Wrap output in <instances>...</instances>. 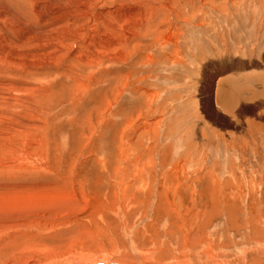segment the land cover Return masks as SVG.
Here are the masks:
<instances>
[{"label":"rangeland","instance_id":"obj_1","mask_svg":"<svg viewBox=\"0 0 264 264\" xmlns=\"http://www.w3.org/2000/svg\"><path fill=\"white\" fill-rule=\"evenodd\" d=\"M0 1L7 2L6 13L11 10L4 21L9 31L0 21V84L20 87L23 98L30 99L12 104L6 87L0 94V101L10 106L0 111V130H5L0 171L25 161L26 153L36 156L24 166L28 172L9 179L10 184H25L24 192L3 197L7 192L0 187V264H264V108L241 105L246 125L244 130L235 127L229 115H217L210 99L214 92H207L209 80L203 75L205 67L215 75L218 62L240 61L250 72L228 74L241 82L252 66L263 65V0H216L221 8L210 0L205 6L213 13L206 10L202 16L201 8L198 16L206 23L204 34L188 27L198 21L173 17L165 35L176 31L179 51L185 48L197 56L196 65L185 62L189 72L168 67L161 60L166 52L149 37L137 36L133 50L124 43L104 52L98 27L88 32L94 44L76 52V43L87 41L80 26L49 31L48 16L34 25L24 21L33 1ZM51 1L43 2L52 5L50 12L74 5ZM193 1L195 9L201 6ZM103 6L129 9L124 0H107ZM89 9L93 15L99 12L98 6ZM16 19L24 28L14 34L10 30L19 26ZM26 32V43H21ZM13 44L30 48L26 53L33 58ZM238 45L243 51L236 52ZM148 53L157 62L144 66ZM144 88L150 97L157 92L159 102L142 106L138 93ZM18 123L24 125L18 132L8 130ZM5 174L11 176L1 174L0 185L7 182ZM210 174L212 180L206 178ZM46 181H60L61 187L52 190ZM207 182L219 184V192L211 190L213 199ZM38 184L47 187L36 189Z\"/></svg>","mask_w":264,"mask_h":264},{"label":"bare ground","instance_id":"obj_2","mask_svg":"<svg viewBox=\"0 0 264 264\" xmlns=\"http://www.w3.org/2000/svg\"><path fill=\"white\" fill-rule=\"evenodd\" d=\"M11 1V0H10ZM20 1V0H18ZM25 2H27L26 0H24ZM34 2L33 4V7H32V13L31 14H27L26 17H24V21L28 24H31V25H34L33 23L35 22L36 23V20L37 21H40V19L42 20L43 17H49L50 18V25L49 27H53L52 29H50L49 31H52V30H57V29H63V28H69V26H80L82 29H83V35L81 36V38L83 40H87L86 42L84 41H79V43H76V52H78L80 50V47H84L85 44H94V39H93V35H88V32L89 31H92L94 28H100L101 29V32L98 34L100 37H99V46L101 48V50H104V52H110V51H113L114 49H116L117 47L119 46H122L124 43L127 45L129 44V48L130 50H133L135 47H137L138 44L134 43L136 42V37L140 35L141 38H148L150 40H153V42H155L156 44H158V49L166 52V54H161V57H162V61L164 63H170L168 67H174L176 68V70L179 68V69H183V70H186V72H189L190 69H189V65L190 64H194L195 65L197 64V56H195L193 54V52L191 53L187 48V50H185V46H183L184 50H182L181 52L179 51V49L177 48V44L179 43L178 42V38L181 37L178 33L176 34V31H175V34L174 32L172 31L170 34L167 33L165 35L166 32H169L170 30V26H172V18L173 17H183L182 19V22L185 23L186 21H189V20H192V21H198L199 23L196 25H189L188 27H192L193 29H196L197 31L199 32H203L205 31V25L206 23L203 22L200 17H198L200 15V9L203 8L204 11L203 13L204 14H201L202 16L205 15L206 13V10H207V13H213V11L209 10L207 8L206 3H211L212 1L210 0H199L197 2L200 3V7L199 8H194V4H195V1L193 0H124V2H128L129 4V9L126 8V10H124L123 12H121V9L118 7V6H115V7H107V8H104L105 6V1L107 0H55L56 3L58 2H65L67 4V2H73L74 5H72L71 7H68V8H61L63 10H60V11H57V12H50L52 10V5H45L43 2L44 0H31ZM40 1V2H39ZM110 1V0H108ZM134 1V2H133ZM159 1V2H157ZM258 1V0H257ZM260 1V0H259ZM23 2V1H22ZM29 2V1H28ZM50 2H52L50 0ZM54 2V0H53ZM84 2H89L91 3L90 7L91 6H94V7H97L99 8V12L96 14V15H93V12H91V9H89L90 7L86 6L84 4ZM178 2H184L186 5L188 4L189 5V9H187L186 11V7L184 6L183 8L181 6L178 5ZM2 3V4H1ZM6 3L7 2H3V1H0V21H2V25L3 26H6L5 25V22L4 21H7L8 20V17L10 15V12L11 10L8 9V12L6 13V11L4 10L6 6ZM116 3V1H115ZM213 3H215L219 8H221L222 6V3L221 2H216L213 1ZM262 3H264V0L262 1ZM13 6L15 7L16 9V12L19 13V6L16 4V3H13ZM19 4V3H18ZM24 4V3H23ZM22 4V5H23ZM30 4V3H29ZM113 4V2L111 3ZM118 4V3H117ZM221 4V5H220ZM21 5V6H22ZM26 5V4H25ZM28 5V4H27ZM58 5V4H57ZM65 5V4H64ZM109 5V4H108ZM193 5V6H192ZM225 5V4H224ZM9 6V4L7 5ZM12 6V7H13ZM122 6V4H121ZM62 7H64L62 5ZM223 7V6H222ZM236 7V6H235ZM252 7V6H251ZM24 8V7H23ZM29 8V6H28ZM101 8V9H100ZM122 8V7H121ZM230 8V7H229ZM246 8V7H245ZM13 9V10H15ZM48 9V11H47ZM95 9V8H94ZM232 9V8H231ZM31 10V9H30ZM50 10V11H49ZM218 10V9H217ZM216 10V11H217ZM230 10V9H229ZM47 13H46V12ZM55 11V10H54ZM174 11V12H172ZM176 11V12H175ZM15 12V13H16ZM21 12V11H20ZM45 12V13H44ZM96 13V12H95ZM174 13V14H173ZM22 14V13H21ZM16 15V14H15ZM18 15V14H17ZM20 15V14H19ZM25 14L21 15L22 17L24 16ZM43 15H46V16H43ZM173 15V16H172ZM189 15V16H188ZM37 16V17H36ZM41 18H40V17ZM12 17V16H11ZM18 17V16H17ZM47 17V18H48ZM102 17H104V19H102ZM107 17V18H106ZM10 18V17H9ZM19 18V17H18ZM103 21H102V20ZM106 19L108 20V23H105L106 22ZM174 19V18H173ZM179 19V18H178ZM11 20V19H10ZM13 20V19H12ZM17 20V19H16ZM19 20V19H18ZM15 21V23H17L19 26H16L12 23V25H14L12 28H11V32L13 31V33L15 34V32H19L20 29L22 30L24 27L22 26L21 24V20L20 21ZM180 20V19H179ZM47 21V19L45 18L43 21H42V24ZM105 21V22H104ZM177 21V20H176ZM207 21V20H206ZM103 22V23H101ZM191 22V21H190ZM0 24V25H1ZM97 24V26H96ZM164 24H167L168 27L165 28L164 27ZM256 24V23H255ZM1 25V26H2ZM127 26V27H126ZM92 27V28H90ZM179 27V26H178ZM1 28V27H0ZM4 27H2L3 29ZM5 28H8L7 26ZM10 27L8 28V31H9ZM26 29V28H25ZM234 29V28H233ZM5 30V29H4ZM7 30V29H6ZM169 30V31H167ZM172 30V29H171ZM180 30V29H178ZM207 30V29H206ZM251 30V29H250ZM254 30V29H253ZM251 30V31H253ZM26 31V30H25ZM48 31V29H47ZM222 31V30H221ZM1 32V30H0ZM69 32V31H68ZM250 32V31H249ZM87 33V34H86ZM182 33V32H181ZM205 32H203L204 34ZM241 33V32H240ZM19 34V33H18ZM31 34V33H30ZM45 34V33H44ZM29 35L27 32H26V35H24L21 43H26V36ZM166 37H165V36ZM182 35V34H181ZM17 36V35H16ZM45 36V35H44ZM70 36V35H68ZM73 36V35H71ZM87 36V37H86ZM8 37V36H7ZM60 37V36H59ZM36 38V37H35ZM138 38V37H137ZM236 38V37H235ZM238 39H240V36L238 35L237 36ZM34 39V38H33ZM73 39V37H72ZM182 39V38H181ZM237 39L238 43H239V40ZM220 40V39H219ZM235 40V39H234ZM139 41V40H138ZM137 41V42H138ZM207 41V40H205ZM211 41V40H210ZM236 41V42H237ZM6 42V41H5ZM20 42V41H19ZM220 43V42H219ZM9 44L11 45L9 42L6 43V45ZM49 44V43H48ZM183 44V43H182ZM213 44V43H212ZM232 44V43H231ZM240 44V43H239ZM27 45V44H25ZM30 45V44H28ZM27 45V47H28ZM40 47H42L40 44H38ZM57 45H61V44H57ZM71 45V44H70ZM180 45V44H179ZM242 45V44H241ZM256 45V44H255ZM13 46L15 47H20L19 49H24V46H22V44L20 45H15L13 44ZM32 46V45H31ZM50 46V45H49ZM97 46V45H96ZM239 47L236 48V52L240 51L242 49V47L240 45H238ZM224 47V46H223ZM229 47V46H228ZM235 47V46H234ZM251 47V46H250ZM249 46L245 47L246 49L250 48ZM233 48V47H231ZM29 49V51L31 50L30 48H26L24 49V54L26 53V51ZM82 49V48H81ZM190 49V47H189ZM230 49V48H229ZM255 49V48H254ZM121 50V49H120ZM137 50V49H136ZM159 50V51H160ZM231 52L230 54L234 53L235 51L230 49ZM252 50V49H251ZM32 51V50H31ZM167 51H169L167 53ZM222 51V50H221ZM228 51V50H227ZM243 51V50H241ZM248 51V50H247ZM5 52V51H4ZM128 52H132V51H129ZM200 52V51H199ZM195 53V52H194ZM198 53V52H197ZM243 53V52H242ZM250 53V52H249ZM2 54V53H1ZM0 54V55H1ZM24 57H29L31 56L32 54H27V55H24ZM133 54V53H132ZM152 54V53H151ZM150 54V55H151ZM201 54V53H200ZM226 54V53H225ZM235 54V53H234ZM239 54V53H238ZM29 55V56H28ZM34 55H37L34 54ZM95 55V54H94ZM202 55V54H201ZM211 55V54H210ZM240 55V54H239ZM42 56V55H41ZM159 56V55H158ZM203 56V55H202ZM222 56V55H221ZM233 56V55H232ZM243 56H244V53H243ZM37 57V56H36ZM93 57V56H91ZM152 57V56H151ZM157 57V55H156ZM205 57V56H204ZM229 57V56H228ZM231 57V56H230ZM252 57V56H251ZM256 57V56H255ZM32 58H33V55H32ZM35 58V57H34ZM39 58V57H38ZM143 58V57H142ZM141 58V59H142ZM207 58V57H206ZM226 58V57H225ZM240 58V57H239ZM243 58V57H242ZM246 58V57H244ZM203 59V58H202ZM241 59V58H240ZM253 59V58H252ZM97 60V59H96ZM217 60V59H216ZM27 61V60H26ZM89 63H93L95 62L94 61V58H92L91 60H88ZM161 61V62H162ZM199 61V60H198ZM222 61V60H221ZM224 61V60H223ZM156 59H154L153 57V61H151V58L149 56V53L148 55L145 56V60H143V65L146 66L147 63H156ZM187 62V63H185ZM212 63V62H211ZM246 63H249V62H246ZM251 63V62H250ZM260 63V62H259ZM88 64V63H87ZM95 65V64H94ZM168 65V64H167ZM216 68V74L215 75H212L209 71H208V67H205L204 68V73L203 75L205 74V76L208 77V85H207V92L208 93H211V92H214V94L210 95V99L212 98L213 99V103L215 104V107H216V110L217 111V115H218V112L220 113H223L224 115H229V117L231 118L229 120V122H231L235 127H240L243 129L244 125H246L243 121V108L241 109L240 106L241 105H246V104H251L252 107L255 106V108L259 107V109L261 108H264V63L262 66H252V73L248 74L249 77H245L244 79L242 78L241 79V82L240 80H238L240 83H238V81H234L232 80L231 77H229V74L228 73H233V74H244L245 72H250V71H245L248 67L245 63L243 62H240V61H237V64H234V62L232 61H224V62H218L217 64H215ZM255 65V64H254ZM91 66V65H90ZM194 66V65H193ZM202 66V64H201ZM207 66V65H206ZM2 67L0 66V69ZM90 68V67H89ZM194 70V69H193ZM197 70V69H195ZM200 71V70H199ZM14 72V71H13ZM16 73V72H15ZM200 73V72H199ZM198 74V73H197ZM196 74V75H197ZM201 75V74H200ZM247 75V76H248ZM195 76V75H194ZM199 76V75H197ZM179 78V76H178ZM234 78V77H233ZM67 79V78H66ZM235 79V78H234ZM77 80V79H76ZM215 81V82H214ZM192 82V81H191ZM214 82V83H213ZM243 82V83H242ZM195 83V82H194ZM201 83V82H199ZM10 83H6V82H3V84H0V94L1 92H3V88L6 87L7 85H9ZM76 85L79 86V84L77 83ZM247 87H250L251 90L250 91H247L246 88ZM7 90L9 91L8 93L12 96V97H9L7 98L8 102H12L15 103L17 102V98L18 99H24L26 102L30 101L29 97L27 96V98H23V90L22 88L20 87H17V86H9V87H6ZM83 89V88H82ZM146 89L147 88H144L143 92H140L138 93L139 96V101L141 100V103L142 106H147L149 107L151 105V103L153 101L157 102L158 100H160V98L157 99V92H155V94L153 93L152 94V97L149 96V93L146 92ZM196 89V88H195ZM263 91H261V90ZM81 90V89H80ZM260 90V91H259ZM77 91V89H76ZM84 91V89H83ZM5 92V90H4ZM74 92V91H73ZM72 92V93H73ZM169 92V91H168ZM195 92V91H194ZM243 92V94L245 93V95H241ZM247 92V93H246ZM31 93V92H30ZM71 93V95H73ZM80 93V91H79ZM249 93V94H248ZM171 94V93H169ZM193 94V93H192ZM82 95V94H81ZM197 95V94H196ZM241 95V96H240ZM34 96V95H33ZM240 96V97H239ZM193 97V96H192ZM214 97V98H213ZM189 98V97H188ZM259 98V99H257ZM192 99V98H191ZM211 99V100H212ZM196 100V99H195ZM186 101V100H185ZM159 102V101H158ZM22 103V102H21ZM20 103V104H21ZM183 103V102H182ZM185 103V102H184ZM256 103V104H255ZM18 104V105H20ZM23 104V103H22ZM158 104V103H157ZM156 104V105H157ZM186 104V103H185ZM184 104V106H185ZM12 106V105H11ZM165 106V105H164ZM198 106V105H197ZM10 106L8 105V103L4 100L0 101V111H6ZM22 107V106H21ZM163 108V107H161ZM29 110L32 109L31 107L28 108ZM240 109V110H239ZM254 109V108H253ZM166 110V109H165ZM164 110V111H165ZM257 110V109H256ZM13 111V110H12ZM36 111V110H35ZM253 111V110H252ZM254 112V111H253ZM258 112V111H257ZM263 113V112H261ZM36 114V112H35ZM181 114V113H180ZM182 115V114H181ZM215 115V114H214ZM37 116V115H36ZM185 116V115H184ZM219 116V115H218ZM32 117V116H31ZM30 117V118H31ZM34 117V116H33ZM261 117V116H260ZM14 118V117H13ZM183 118V117H182ZM194 118V117H193ZM157 119H160V118H157ZM222 119V118H221ZM246 119V118H244ZM263 119V118H262ZM261 119V120H262ZM86 120V119H85ZM84 120V122H85ZM184 120V119H183ZM259 120V119H258ZM260 120V121H261ZM41 121V120H40ZM1 122V121H0ZM9 122V121H8ZM7 123V122H5ZM156 122L154 123H151L150 124V127H153L155 125ZM221 123V122H220ZM226 123V122H225ZM15 124V123H14ZM22 124V123H21ZM199 124H202V123H199ZM26 125V124H25ZM229 125V124H228ZM1 126V125H0ZM11 126V124H10ZM19 126V127H18ZM24 126V125H23ZM22 125H20L18 123V125H13L10 129L8 128L9 131H14V132H18L17 130L19 128H23ZM158 127V126H157ZM196 127V126H195ZM5 128V127H4ZM156 128V127H155ZM240 128L238 130H240ZM39 129V128H38ZM142 129H145V126H143ZM231 129V128H230ZM133 130V129H132ZM194 130V129H193ZM199 130V129H198ZM204 130V129H203ZM202 130V131H203ZM244 130V129H243ZM250 130V129H249ZM8 131V132H9ZM158 131V130H157ZM187 130H185L186 132ZM195 131V130H194ZM233 131V130H232ZM246 131V130H245ZM137 132V131H135ZM144 132V131H143ZM153 132V131H152ZM199 133V132H198ZM134 134V133H132ZM176 134V133H175ZM203 134V133H202ZM5 135V130H0V136H3ZM136 135V134H135ZM133 137V136H132ZM155 137V136H154ZM6 139V138H4ZM204 139V138H202ZM3 140V137L0 138V141ZM249 141V140H248ZM255 142V141H254ZM187 148V147H186ZM24 151V150H23ZM13 155V154H12ZM44 155V154H43ZM18 157V156H16ZM45 157V156H44ZM49 157V156H48ZM25 161L23 160H16L17 161V165L16 167L13 166L12 163H9L10 165L7 166L6 169L0 171V175L1 174H4L5 173H8L10 172V177H7L6 174H5V180L3 181H7V182H4V184L0 185V187H4V191L8 193H11V192H14V193H19L18 195H20L21 193L20 192H24V186H26L25 184L21 185L19 183H16V184H10L9 183V179L11 178H19L18 177V174H20V171L26 173L28 172L27 171V168L25 169L24 166H27L31 163V162H35V158L36 156H33L29 153H26L25 155ZM184 158V157H183ZM40 159V158H38ZM180 159V158H179ZM41 160V159H40ZM185 160V159H184ZM13 162V161H12ZM43 163V162H42ZM180 163V162H179ZM183 163V162H182ZM12 164V165H11ZM39 165V164H38ZM40 166V165H39ZM43 167V166H42ZM33 171V170H32ZM193 171V170H192ZM174 170L171 172L173 173ZM206 172V171H204ZM210 172V171H209ZM34 173V172H33ZM73 173V172H72ZM212 173V172H211ZM59 174V173H57ZM156 174H159L157 171H156ZM193 174V172H192ZM195 174V173H194ZM28 175H31L30 173ZM60 175V174H59ZM173 175V174H172ZM177 175V174H176ZM201 175V174H200ZM4 176V175H3ZM20 176V175H19ZM196 176V175H195ZM203 176V175H202ZM216 176V175H215ZM23 177V176H22ZM28 177V176H27ZM30 177V176H29ZM38 177V176H37ZM46 177V176H45ZM209 177L208 180H212V175H207L206 178ZM57 180V177H55ZM217 178V177H215ZM214 178V180H215ZM23 179V178H22ZM33 179V178H32ZM21 180V179H18V181ZM60 180V179H59ZM207 180V179H206ZM222 180V179H221ZM54 181V180H53ZM61 181V180H60ZM60 181H56L55 183H51L50 181L47 182V186L52 189V190H55V189H60L61 187V184H60ZM63 181V180H62ZM154 181V180H153ZM199 182V181H198ZM206 182V181H205ZM216 182V181H214ZM160 183V182H159ZM221 183V182H220ZM46 185H42V184H38L37 186H35L36 189H39V190H43L46 186ZM199 185V184H198ZM219 184H215V183H209L207 182V185H206V190H208L209 194L212 193L211 190H213V193L214 192H219V189H218V186ZM227 185V183H226ZM225 185V186H226ZM30 186V185H29ZM46 186V187H47ZM163 186V185H162ZM24 187V188H23ZM30 187H33V185H31ZM55 187V188H53ZM221 187V186H220ZM23 188V189H22ZM224 188V187H223ZM35 189V191H36ZM23 190V191H22ZM30 190V189H29ZM62 190V188H61ZM165 191V190H164ZM32 192V191H31ZM41 192V191H40ZM50 192V191H49ZM58 192H61L60 190ZM207 192V193H208ZM51 193V192H50ZM7 194H3V197H11V194H8L10 196H8ZM42 194V193H41ZM53 194V193H52ZM57 194V192H56ZM13 195V194H12ZM23 195V194H22ZM32 195V194H31ZM14 196V195H13ZM21 197V196H19ZM17 197V198H19ZM210 198H214V196L212 194H210L209 196ZM15 198V197H14ZM23 198V197H21ZM20 198V199H21ZM200 198V197H199ZM2 199V198H1ZM0 199V200H1ZM9 198H4L2 201H5V200H8ZM12 199V198H11ZM10 199V200H11ZM9 200V201H10ZM14 200V203H15V199H12ZM19 200V199H18ZM25 200V199H24ZM20 202V201H19ZM22 202V201H21ZM201 202V201H200ZM7 203V202H6ZM5 203V204H6ZM10 203V202H9ZM131 203V202H130ZM20 204V203H19ZM21 205V204H20ZM213 206V205H212ZM2 208V207H1ZM22 210V209H21ZM18 211V212H21ZM28 210V209H27ZM213 209L209 210L208 214L211 213ZM9 211V210H8ZM179 211V210H178ZM43 212V211H42ZM204 212V211H203ZM10 213H13L10 212ZM16 213V212H15ZM205 214V213H204ZM16 216H18V214L16 213ZM12 217V216H11ZM25 217V216H23ZM27 217V216H26ZM34 217H37L34 215ZM42 217V216H41ZM2 218H4L2 216ZM13 218V217H12ZM15 218V217H14ZM17 218V217H16ZM200 219V218H199ZM35 220H37L35 218ZM2 222H4V220H0ZM6 222V221H5ZM8 222V220H7ZM13 222V221H11ZM26 222V221H25ZM10 223V221H9ZM24 223V222H23ZM3 224V223H2ZM5 224V223H4ZM4 226V225H2ZM7 226V225H6ZM199 226V225H198ZM22 227V226H21ZM41 230V229H40ZM188 230V229H187ZM47 231V230H46ZM39 233V232H38ZM248 233V232H247ZM176 236V235H175ZM174 251V250H173ZM204 252V251H203ZM78 256V255H77ZM82 256V255H81ZM80 256V257H81ZM79 257V258H80ZM83 258V257H82ZM103 259V258H102ZM96 261V260H95ZM99 261V260H98ZM97 261V262H98ZM95 263V264H99V263H105V262H99V263ZM109 263V262H108ZM106 262V264H108ZM118 264V263H117Z\"/></svg>","mask_w":264,"mask_h":264},{"label":"water","instance_id":"obj_3","mask_svg":"<svg viewBox=\"0 0 264 264\" xmlns=\"http://www.w3.org/2000/svg\"><path fill=\"white\" fill-rule=\"evenodd\" d=\"M99 264H106V263H99ZM108 264H117V263H108Z\"/></svg>","mask_w":264,"mask_h":264}]
</instances>
